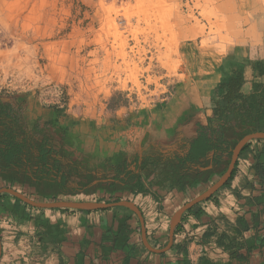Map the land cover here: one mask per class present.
<instances>
[{
	"label": "rangeland",
	"instance_id": "1",
	"mask_svg": "<svg viewBox=\"0 0 264 264\" xmlns=\"http://www.w3.org/2000/svg\"><path fill=\"white\" fill-rule=\"evenodd\" d=\"M259 61L264 62V0H0V110L22 108L20 137H45L53 148L62 132L72 141L77 124L92 133L104 124L110 131L118 126L119 136L129 140L152 124L141 117L180 96L190 98V111L212 115L207 105L223 68L246 65L243 91L249 92L264 83L255 67ZM196 119L204 115L192 123ZM37 121L40 129L33 133L28 127ZM6 123L12 121L0 115V124ZM254 130H237L224 154L227 166L237 144ZM132 140L120 147L127 149ZM76 144L95 149L89 140ZM253 158L244 156L242 165L250 166ZM147 195L152 208L140 197L131 199L147 217L159 219L161 202ZM164 224L169 233V222ZM9 230L6 249L17 239ZM258 255L247 264H264L263 252Z\"/></svg>",
	"mask_w": 264,
	"mask_h": 264
},
{
	"label": "crops",
	"instance_id": "2",
	"mask_svg": "<svg viewBox=\"0 0 264 264\" xmlns=\"http://www.w3.org/2000/svg\"><path fill=\"white\" fill-rule=\"evenodd\" d=\"M184 98L177 97L161 107L163 110L154 108V112L141 117L142 122L150 119L152 122L149 123L152 124H144V128H140L133 137L130 136L129 140H133L127 149L120 147V144L130 141L119 136L118 126L112 127L113 130L110 131L107 124H104L96 127L95 133H92L84 127L78 128L77 124L76 130L72 131L75 137L69 141L71 144L64 146L60 140L58 148H55L53 157L58 162L57 166H60H54L48 172V179L45 176L47 173L37 171L36 167L31 169L25 166L9 171L0 168V190L12 189L27 198L29 196L25 192L34 193L36 197L41 195L43 201L38 203L130 202L140 213L139 215L127 206H113L95 211L68 209L70 211L65 213L58 211L60 209H45L50 211L41 214L26 210L19 222H15L16 227H10L9 230L5 226L6 219L2 218H6L5 207L11 209L16 204V197L1 193L0 227L4 239L1 238L0 264H5V259L6 264H30V260L36 264H179L185 257L191 264H199L202 258L215 262L219 260L225 264H247L258 261L260 251L263 252L264 259V243H261L264 239V180L257 181L255 170L251 166L240 165L229 186L225 187L232 175L208 199L192 207L198 206L196 212L185 216L192 208L185 211L175 227L174 239L171 241V224L175 215L210 191L228 173L234 152L228 166L224 154L230 140L236 137L227 140L224 151H211L199 163L186 165L177 172L176 168L188 155L192 142L198 136L199 126L208 127V118L212 117L211 111H190V98ZM198 114H203L204 119H196L192 123ZM92 124L91 121L89 125ZM218 126L219 122L216 128L212 125L214 130ZM256 132L260 131L254 130L248 136ZM92 134L95 136L92 137ZM85 140H89L95 149L77 147L76 142ZM249 143L251 145L248 153L244 156H253L252 162L259 156L260 161H263L264 156L261 153L264 152V139H253L247 144ZM184 144L187 145L185 151L178 153ZM130 145L137 148L129 149ZM239 157L237 161L240 160ZM125 159L126 167L122 165ZM109 161L117 164L109 166ZM93 163L98 165L97 168L91 165ZM90 176L94 181L89 183ZM87 184V195L82 190L78 196H71L72 190L82 189V185ZM104 185H108L107 192L101 190ZM115 185L117 186L114 187ZM138 190L144 195L153 193L159 199L163 216L159 219L154 215L147 217L142 205L131 199V195L136 196ZM100 199L102 202H98ZM144 206L153 207L149 202ZM197 215L203 217V220L199 221ZM30 218L33 219L30 221ZM39 219L45 225L41 227V234L36 235L34 230ZM165 221L169 222V233L163 228ZM178 227L180 232L175 236ZM214 228L217 233L206 239L205 236L212 234ZM8 230L21 234L14 245H10L13 249H6L5 238ZM221 234L228 236L225 245L230 240L237 239L238 245L232 250L240 253L244 260L235 257L229 259L231 251L227 253L223 247L217 248L218 236ZM169 245V249L163 251ZM181 245L185 247V252L176 249V246ZM162 254L164 255L161 256Z\"/></svg>",
	"mask_w": 264,
	"mask_h": 264
},
{
	"label": "trees",
	"instance_id": "3",
	"mask_svg": "<svg viewBox=\"0 0 264 264\" xmlns=\"http://www.w3.org/2000/svg\"><path fill=\"white\" fill-rule=\"evenodd\" d=\"M239 61V60H236ZM231 65V72H229ZM223 68L222 75L220 81L217 83V86L211 91L210 100L207 102L208 107L212 109L213 114L212 117L208 118L209 126L205 127L200 125L198 136L197 138L192 142L190 151L188 155L181 160V163L179 167L176 168L177 172L181 170V168H185L187 165H193L200 162L201 159L205 158L208 153L211 151L221 150L224 151V145H226L227 140L230 138H233L236 136V132L238 129L247 127L255 129L256 131L264 132V83H255L252 87V89L249 92H244V84L246 83L245 74L247 71L246 65L240 64V63H232ZM255 67L258 68L259 76L264 77V62L259 61L255 64ZM116 101L115 98H112L110 103H113ZM60 113V112H58ZM40 120V119H39ZM213 121L219 122L218 129L214 130L212 125ZM50 122V121H49ZM47 121V123H49ZM37 124L39 122L37 121ZM3 129H0V141H8V147L9 149L5 152L0 151V168L2 170H13L14 168H23V167H36L37 171L42 170L44 173H47L45 176L48 179V172L53 170L52 168L54 166H57V161L54 159L53 154L56 153L55 148L49 146V140L48 138L41 137L38 138V142L33 150L29 149L27 142H22V138L19 134H16L12 132V130L8 129V127H2ZM62 139L61 142L64 146L70 145L71 139L69 136L62 132ZM69 139V140H68ZM15 141H20L21 144L15 143ZM260 142V141H259ZM251 145V143L247 144V146L244 148L243 152L240 155V160L237 161L235 170L232 174V177L230 178L229 182L226 184L225 187L229 186L231 182L234 180V177L239 170L240 165H242V157L246 153H248V148ZM0 144V148H1ZM31 150V151H30ZM264 156V152H262ZM217 161V160H216ZM245 162V161H244ZM60 164V163H59ZM58 164V165H59ZM117 164V163H116ZM115 162L109 161V166H115ZM124 167H126V161H123ZM60 166V165H59ZM57 166V167H59ZM251 168L255 170L256 173V179L259 182H263L264 180V159L263 161H260L259 156L255 158V162L251 163ZM120 172H118L119 174ZM200 176V174H199ZM258 177V178H257ZM91 178V179H90ZM89 183L94 181L92 179V176L89 177ZM262 184V183H261ZM58 183L56 182L55 186H57ZM115 185L114 187H116ZM119 186V185H118ZM89 185H82V189H74L72 190L71 196H78L81 191H85L83 193H86L88 190ZM108 185H104L103 192H107ZM60 189V188H58ZM112 189V188H109ZM141 190V189H140ZM140 190L135 194L138 196L140 193ZM80 192V193H79ZM75 193V195H74ZM57 194V193H56ZM78 194V195H77ZM7 197V195H6ZM11 199L10 197H8ZM16 204L12 206V208H8V206H4L6 209V218L3 217L2 219H6V223H8V227H16L14 224L17 221L21 219V216L23 215L24 211H41L46 212L45 210L33 208L21 201L20 199L14 198ZM211 200V199H210ZM98 202H102L101 199ZM112 202V201H111ZM113 202H116L114 200ZM196 206L195 208H192L189 210L185 216L191 215L192 213L196 212L197 210ZM9 209V210H8ZM60 212H68L70 210L68 209H60L58 210ZM81 212V211H78ZM33 213V212H32ZM197 214V213H196ZM199 214V213H198ZM15 216L14 218L12 217ZM201 215H204V213H201ZM184 216V219H185ZM198 216V215H197ZM16 218V219H15ZM198 220L202 221L203 217L201 218L198 216ZM33 218H30V221ZM1 222V220H0ZM45 223L43 220L39 219V221L36 222V235L41 234V227L44 226ZM7 226V225H6ZM2 227H0V234L2 240L4 239L3 232L1 230ZM7 228V227H6ZM17 229H19V226L17 225ZM214 232L212 234L206 235V239L209 237L215 235L217 233V229L214 228ZM180 232V228L178 227L175 232V236L178 235ZM14 237L18 240L21 234H16V231L13 233ZM241 236V235H240ZM226 237L228 239L227 234H221L218 236V242L216 244L218 249H221L220 247H223L224 251L229 253V259L235 257L239 260H244V257L238 253L237 251H233L232 249H236L237 247V239L235 240H228L229 244L225 245L226 243ZM176 249L179 251L185 252V247L183 245L176 246ZM162 254L161 256H163ZM179 264H191L190 261L185 257ZM199 264H225L224 262H220L219 260L213 261L208 260L207 258H202V260L199 262Z\"/></svg>",
	"mask_w": 264,
	"mask_h": 264
},
{
	"label": "water",
	"instance_id": "4",
	"mask_svg": "<svg viewBox=\"0 0 264 264\" xmlns=\"http://www.w3.org/2000/svg\"><path fill=\"white\" fill-rule=\"evenodd\" d=\"M253 139H264V132H256V133L246 137L244 140H242L237 145V147L234 151L232 164L230 166L228 173L221 179V181L218 184H216L206 194H204L203 196L195 199L193 202L186 205L184 208H182L175 215V217L173 218L172 224H171V241L174 239V230H175V227H176L177 223L179 222V219L182 216V214L185 211H187L188 209L192 208L195 204L200 203L201 201L208 199L213 193H215L219 188H221L228 181V179L232 175V172L235 168L237 159H238L241 151L243 150L244 146L250 140H253ZM1 193L10 194V195L20 199L24 203H26V204L34 207V208H39V209H63V208H66V209L82 210V211H95V210L111 208L113 206H127L128 208H131L132 210L136 211L140 215L138 208L130 202H121V203H115V204H104V203H97V202H76V201H58V202H54V203H38V202H34V201L30 200L29 198H27L23 194L18 193L12 189H1L0 194ZM170 245L163 251L168 250ZM1 256H2V243H1V237H0V259H1Z\"/></svg>",
	"mask_w": 264,
	"mask_h": 264
},
{
	"label": "flooded vegetation",
	"instance_id": "5",
	"mask_svg": "<svg viewBox=\"0 0 264 264\" xmlns=\"http://www.w3.org/2000/svg\"><path fill=\"white\" fill-rule=\"evenodd\" d=\"M17 112V114H15ZM5 114L6 115V118L7 119H10L12 121V123H9L6 125L5 124H0V129H3L2 127H8V129L12 130V132L16 133V134H19V126H18V119L21 118V116L23 115V111H22V108L20 109H15L13 107H11L9 110H0V115H3ZM14 122V123H13ZM29 130L33 131V133L37 132L39 129H40V126L39 124H37V122L34 124L33 128H29ZM4 130V129H3ZM23 130V129H22ZM27 142V145L29 147V149L33 150L37 144V140L29 137L27 139H22V142L24 143V141ZM15 143H20V141H15ZM0 144L2 145L1 148H0V151H7L9 149L8 147V144L9 142L6 140V141H0ZM10 145V144H9ZM30 150V151H31Z\"/></svg>",
	"mask_w": 264,
	"mask_h": 264
},
{
	"label": "built area",
	"instance_id": "6",
	"mask_svg": "<svg viewBox=\"0 0 264 264\" xmlns=\"http://www.w3.org/2000/svg\"><path fill=\"white\" fill-rule=\"evenodd\" d=\"M138 198L140 197V200H142L143 202H152V200H151V197L149 196V195H142V194H139L138 196H137Z\"/></svg>",
	"mask_w": 264,
	"mask_h": 264
}]
</instances>
